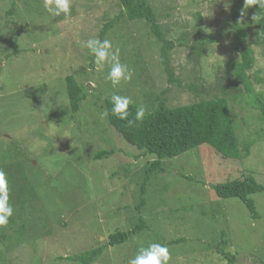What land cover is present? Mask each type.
<instances>
[{
  "label": "rangeland",
  "instance_id": "rangeland-1",
  "mask_svg": "<svg viewBox=\"0 0 264 264\" xmlns=\"http://www.w3.org/2000/svg\"><path fill=\"white\" fill-rule=\"evenodd\" d=\"M147 1L166 40L175 43L170 63L181 84L169 82L162 45L145 21H117L105 38L120 48L121 62L134 70L131 81L114 88L107 79L110 65L97 70L82 45L89 38L101 39L104 27L119 17L121 0H72L67 19L52 16L43 0H0V169L19 165L35 193L24 210L11 203L15 217L23 211L28 228L20 237L8 229L9 223L0 227V234L7 229L11 235L0 243L1 264H80L65 258L103 247L111 234L132 230L139 217L133 218L139 206L133 176L155 158L143 156L110 128L94 105L97 97L102 105L114 93L129 96L150 112L158 99L175 108L224 95L223 86L233 72L230 62H241L233 23L239 19L247 27L258 13L255 7L242 17L243 0ZM256 31L257 22L248 31L247 45L256 57L248 76L255 93L264 96V46L254 44ZM182 40L187 43L182 45ZM70 76L91 93L77 113L67 94ZM239 88L243 103L231 102L232 112L240 140L254 142L249 155L226 160L204 145L166 160V173L158 187L149 189L151 200L142 214L150 230L106 247L93 264H128L141 246L153 242L169 248L170 264H228L217 252L223 230L235 264H264V192L253 196L260 215L255 220L242 202L219 199L213 189L248 176L264 186V120L249 104L252 98L244 86ZM99 128L105 130L104 138L95 133ZM100 148L118 152L101 161L88 158ZM122 168L130 169L129 179L115 175ZM202 210L213 216H203Z\"/></svg>",
  "mask_w": 264,
  "mask_h": 264
},
{
  "label": "trees",
  "instance_id": "trees-1",
  "mask_svg": "<svg viewBox=\"0 0 264 264\" xmlns=\"http://www.w3.org/2000/svg\"><path fill=\"white\" fill-rule=\"evenodd\" d=\"M212 1V0H203ZM242 1V0H241ZM244 1V0H243ZM122 11L119 17L109 22L101 33V40L105 39L107 33L115 26L117 21L122 19H128L129 21H145L150 27V33L154 39L162 45V63L169 78V82H179L175 78L173 67L170 63L169 52L174 49L175 43L166 40L164 34L158 24V18L155 11L148 3L147 0H121ZM258 13L261 12L259 5L253 6ZM9 14H12L10 12ZM237 15V13H235ZM257 31L255 33L254 44L257 46H264V16L258 18ZM255 23L251 18L248 21V26H242L239 19H236L233 23L234 32L238 38L237 50L241 55V62H230V66L233 72L230 74L229 84H224V95L215 96L210 99H203L201 95L195 90L197 96H201L202 100L194 103L190 106L182 107H169L166 103V99H158V105L150 112H146L143 121H138L133 125H129L127 121L118 119L112 114L111 99L104 100V104L99 105V97L96 94L92 95L97 97L94 105L98 108V112L108 111L109 115L105 118L110 128H112L121 139H123L127 145L140 151L143 156L154 157V162L149 163L142 171L141 174H134V179L138 182L139 193L137 198L136 215L139 216L133 224L132 230L128 232L119 231L109 236L108 243L103 247H98L94 250L86 251L77 256L65 258L68 261L77 262L80 264H93L103 254L106 247H113L127 243L133 237L144 234L150 230L148 223L142 220L143 211L147 208L151 199H149V189L152 186L158 187L161 176L166 173L164 163L166 160L176 159L186 153L193 150H197L204 145L210 146L218 154H220L226 160H242L249 155L251 147L254 142L244 143L240 140L238 135V126L236 124V118L232 112V103H243L244 94H239L241 89L239 85H243L247 94L252 98L249 104L260 111V115L264 120V96L255 93L254 85L252 84L248 71L252 70L256 66L255 52L247 45L248 31ZM187 42L182 40V45ZM15 54L19 53L18 48L14 50ZM94 59V57H93ZM88 76L89 74H85ZM258 83H263L262 79L257 78ZM67 94L69 98L70 107L73 113L80 111L83 102H85L91 93L87 87L80 84L74 76H70L66 80ZM230 90H238L235 95H230ZM138 105H130V120L135 119V111ZM105 130L96 129L95 133L102 138L105 137ZM260 136V134H259ZM244 143V152L241 149V145ZM118 151L116 149L100 148L95 154H89L88 158L94 161H101L109 159L116 155ZM130 156V155H129ZM140 156H137L138 159ZM7 174L8 180L10 179L11 186L9 189L10 203L13 201L16 203L20 210H24L25 203L35 196V193L30 189V183L22 169L17 165L16 168H1ZM123 173L125 178L130 177L132 174L130 169L122 168L120 172H116L115 175ZM184 178L194 181L191 177ZM26 183L23 184V183ZM197 184H200L197 182ZM216 196L219 199L230 200L236 199L244 204L247 210L250 212L253 219H260V215L257 211L256 202L253 196L262 194L264 192V186L259 184L252 176L245 178L233 179L227 183H220L213 186ZM157 193L160 194L159 189ZM168 191V189H167ZM156 190L151 191V197L154 196ZM16 199V200H14ZM23 212V211H22ZM18 212V216L15 217L16 208L14 207V215L9 219V228L14 230L13 235L23 236L24 232L28 228L27 221L23 220V213ZM203 216H213L209 210H202ZM22 214V215H21ZM135 220V219H134ZM17 228V229H16ZM11 240V235L7 229H4L0 234V243ZM171 244L179 243L178 241H172ZM230 240L228 233L223 230L221 233V239L218 243L217 252L224 259L228 261V264H235L237 261L236 256L227 251ZM1 264V263H0Z\"/></svg>",
  "mask_w": 264,
  "mask_h": 264
},
{
  "label": "clouds",
  "instance_id": "clouds-1",
  "mask_svg": "<svg viewBox=\"0 0 264 264\" xmlns=\"http://www.w3.org/2000/svg\"><path fill=\"white\" fill-rule=\"evenodd\" d=\"M255 5H259L261 12L253 15L252 20L256 22L258 18L264 16V0H244L241 16H245L246 10ZM43 6L52 16L64 15L66 19L71 16L72 0H43ZM82 46L86 47L89 54L94 57L97 70H103L105 64L110 65L107 79L111 81L114 88L120 85L122 81H131L134 70L130 69L126 63L121 62L120 48L114 47L111 40L89 38ZM111 103L112 114L120 120L127 121L129 125L143 121L147 111L143 104L139 105L135 111V119L130 120V105L135 103L131 97L114 93L111 96ZM101 115L106 118L109 113L105 110ZM13 215L14 207L10 203L9 181L6 172L0 169V227L6 226ZM170 261L169 248L161 243L153 242L147 247L141 246L137 255L130 259L128 264H170Z\"/></svg>",
  "mask_w": 264,
  "mask_h": 264
}]
</instances>
